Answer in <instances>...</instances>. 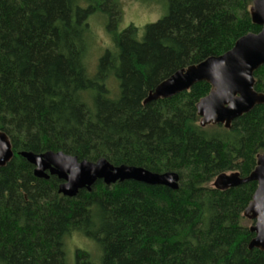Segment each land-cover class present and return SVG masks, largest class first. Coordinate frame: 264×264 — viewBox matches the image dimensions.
Masks as SVG:
<instances>
[{
    "label": "trees",
    "instance_id": "obj_1",
    "mask_svg": "<svg viewBox=\"0 0 264 264\" xmlns=\"http://www.w3.org/2000/svg\"><path fill=\"white\" fill-rule=\"evenodd\" d=\"M167 14L143 35L116 31L120 0H0V132L13 156L0 168V264H68L65 240L96 245L97 264H264L243 212L256 182L224 191L222 173L247 177L264 153V104L231 122L201 127L206 82L168 99L147 94L180 69L256 34L252 0H165ZM103 14L113 50L88 76V19ZM118 82L110 98L106 80ZM264 94V65L254 73ZM62 152L179 176L177 190L97 181L73 198L56 176L38 179L19 154ZM251 223H253L251 221ZM75 264H94L75 252Z\"/></svg>",
    "mask_w": 264,
    "mask_h": 264
},
{
    "label": "water",
    "instance_id": "obj_2",
    "mask_svg": "<svg viewBox=\"0 0 264 264\" xmlns=\"http://www.w3.org/2000/svg\"><path fill=\"white\" fill-rule=\"evenodd\" d=\"M252 24L261 29L239 38L233 47L217 57H209L198 64L190 65L170 75L147 94L144 103L171 98L189 90L194 84L206 82L209 93L196 104L200 126L221 124L229 128L232 121L264 104V94L254 90L253 73L264 65V0H252L249 8ZM33 166V175L38 179L56 176L60 181L58 193L73 198L78 191H87L97 182L109 186L116 182L135 181L146 185H159L177 190L179 176L174 172L157 174L141 167L113 166L105 159L90 162L78 161L76 157L62 152L19 154ZM10 142L0 132V168L12 158ZM256 182L252 199L243 216L252 221L249 227L254 237L248 250L264 252V153L256 157V166L247 177L238 173H222L214 179L212 187L224 191L247 182Z\"/></svg>",
    "mask_w": 264,
    "mask_h": 264
},
{
    "label": "rangeland",
    "instance_id": "obj_3",
    "mask_svg": "<svg viewBox=\"0 0 264 264\" xmlns=\"http://www.w3.org/2000/svg\"><path fill=\"white\" fill-rule=\"evenodd\" d=\"M118 9L120 17L116 23V31L120 33L129 25H133L138 31L137 36L141 37L147 24L154 23L167 14V2L165 0H120ZM108 22L109 19L103 14H94L88 19L90 29L87 32L88 48L84 61L89 77L96 73L99 58L107 50H113L111 37L106 31ZM106 87L110 92L109 97L116 98L119 90L117 80L109 77L106 80ZM252 224L245 218L244 225L250 227ZM78 249L87 252L94 264L99 262L100 252L96 245L74 233L65 240L68 264H75V252Z\"/></svg>",
    "mask_w": 264,
    "mask_h": 264
}]
</instances>
